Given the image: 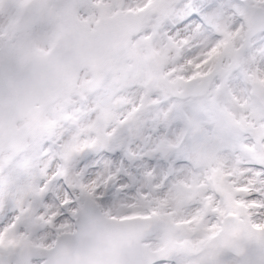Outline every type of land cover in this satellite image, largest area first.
<instances>
[{
    "label": "clouds",
    "instance_id": "clouds-1",
    "mask_svg": "<svg viewBox=\"0 0 264 264\" xmlns=\"http://www.w3.org/2000/svg\"><path fill=\"white\" fill-rule=\"evenodd\" d=\"M0 264H264V0H0Z\"/></svg>",
    "mask_w": 264,
    "mask_h": 264
},
{
    "label": "snow or ice",
    "instance_id": "snow-or-ice-1",
    "mask_svg": "<svg viewBox=\"0 0 264 264\" xmlns=\"http://www.w3.org/2000/svg\"><path fill=\"white\" fill-rule=\"evenodd\" d=\"M26 0H18L19 6L22 8L25 4Z\"/></svg>",
    "mask_w": 264,
    "mask_h": 264
}]
</instances>
